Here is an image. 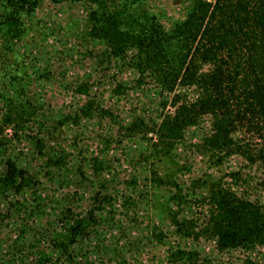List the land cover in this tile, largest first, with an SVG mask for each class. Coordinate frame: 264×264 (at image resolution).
<instances>
[{
  "label": "trees",
  "instance_id": "obj_1",
  "mask_svg": "<svg viewBox=\"0 0 264 264\" xmlns=\"http://www.w3.org/2000/svg\"><path fill=\"white\" fill-rule=\"evenodd\" d=\"M147 1L46 3L92 7L69 33L82 44L72 60L132 69L136 88L116 74L105 85L115 97L141 89L151 111L129 120L97 105L101 80L75 78L79 104L57 123L35 111L27 128L30 104L0 96V264H217L208 245L255 264L264 251V0H191L170 28ZM43 4L0 0L3 56L18 54ZM96 119L106 125L92 146L84 122ZM9 138L30 142L36 168L7 157ZM193 155L208 158L203 174ZM236 156L240 171L223 173Z\"/></svg>",
  "mask_w": 264,
  "mask_h": 264
},
{
  "label": "rangeland",
  "instance_id": "obj_2",
  "mask_svg": "<svg viewBox=\"0 0 264 264\" xmlns=\"http://www.w3.org/2000/svg\"><path fill=\"white\" fill-rule=\"evenodd\" d=\"M47 2L49 3L50 0H44V4L38 8L39 14L35 22L28 27L25 39L18 44L17 49L15 48L18 51L17 55L15 52H12L6 57L3 56V44L0 43V96L4 97V100L11 99L17 104L20 102L30 104V106L28 105V112L30 111L31 117L24 115L26 120L24 124L28 126L27 128L31 127L29 124H33L32 122H34L32 120L35 116V111L49 117L51 122L57 123L64 117L67 110H70V107H73L74 104H79L81 97L79 96L74 99L75 93L69 86L75 82V78L85 81H89L90 79V84L94 85L101 80L103 84L100 86L98 83L97 85L99 86L98 88L97 86L94 87L93 93L95 94L97 105L106 108L113 106L114 111H120L123 115H127L129 120H131L132 115L138 117L140 114L148 112L151 100H148L147 94L144 96L145 93L141 89H134V91L129 92L130 94L126 96L120 95L115 97L111 93V87H108L105 83L114 77V74H116L115 68L110 73V71L105 70L106 67L100 69L101 66L97 63L93 65L92 59H87L85 63L79 64L72 60L74 51L76 53V47L82 44L76 36H70L69 33L72 31L77 32L80 26H86V20L87 18L89 19L88 16L92 7L87 8L83 3H65L59 5V9H55L54 6L56 5L54 3L50 2L54 6L48 7L46 5ZM146 4L150 8V11L159 15L161 21L170 28L173 20H180V18L185 16L187 9H190L192 6V1L148 0ZM90 63L92 66H90ZM119 71L120 73L116 74L117 80L130 82L129 87L134 86L136 88L135 83L131 82L135 74L134 71L127 68L120 69ZM11 75H17L20 80L12 79ZM149 110L151 111V109ZM167 110V112L172 113L171 109ZM133 111L134 114H132ZM1 115L2 111L0 109V120L2 118ZM101 123L98 119L84 122L86 126H84L83 132L85 133H83V136L86 135V140H89L91 145L99 137L103 125H106L105 123L103 125ZM6 134L9 136L11 133L8 131L5 133V136L8 138ZM198 136H200L199 133L194 136V140L192 138L189 139V142L192 140L196 142L199 139ZM13 140L9 138L6 141L7 157H21L20 160H22L23 165L29 164L30 169L36 168L39 163L35 160L36 156L30 153V148L32 147L30 142L24 140L21 143H16ZM132 150H135V148L130 149L131 153L133 152ZM3 159L5 160L6 158ZM3 159H0V168L4 165ZM207 159L202 163V159H195L193 155L189 162L195 165L194 170L197 174H203L208 170ZM242 165L239 157H230L225 162L223 173L238 172ZM125 168H127L126 165L123 170ZM212 172L216 177L224 175L217 172V170H213ZM163 250V247L155 248V255L152 258L157 255V257H161L158 260L162 261L164 258ZM200 252L204 257L209 255L210 259L215 260L217 264H234L245 260L240 254L230 255L226 259L225 257H220L210 245L207 248H201ZM145 260L147 261V259ZM253 262L255 264H264V251L253 253ZM150 264L154 263L150 262Z\"/></svg>",
  "mask_w": 264,
  "mask_h": 264
}]
</instances>
